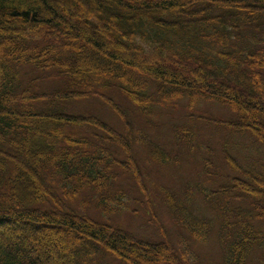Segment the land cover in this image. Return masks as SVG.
Returning a JSON list of instances; mask_svg holds the SVG:
<instances>
[{
    "label": "trees",
    "instance_id": "trees-1",
    "mask_svg": "<svg viewBox=\"0 0 264 264\" xmlns=\"http://www.w3.org/2000/svg\"><path fill=\"white\" fill-rule=\"evenodd\" d=\"M78 7L82 26L65 14ZM41 73L58 85L42 88ZM89 100L122 128L75 107ZM203 103L231 113L214 116L223 133L264 147V0H0V264H47L39 251L57 233L65 243L54 264H140L127 254L151 259L142 249L159 264H195L183 236L204 241L213 223L190 208L196 185L221 219L219 264H250L264 249V168L242 165L238 142L218 156L203 148L193 123ZM167 106L191 113L171 121L176 149L142 131L157 128ZM138 144L157 166L177 164L181 148L196 153L206 178L224 180L217 190L187 180L182 201L156 184L176 243L111 219L145 192Z\"/></svg>",
    "mask_w": 264,
    "mask_h": 264
},
{
    "label": "rangeland",
    "instance_id": "rangeland-1",
    "mask_svg": "<svg viewBox=\"0 0 264 264\" xmlns=\"http://www.w3.org/2000/svg\"><path fill=\"white\" fill-rule=\"evenodd\" d=\"M83 1H85L88 5L92 4V0ZM84 11V8L78 7L71 10L69 13L65 12V14L69 19L74 20L79 26H82L84 23ZM94 32L99 33V37L111 45L113 43H117L120 38L118 35L104 33L100 27L94 28ZM130 51L133 53L132 50ZM133 54L136 55L137 53L134 52ZM87 55L91 56L89 53H87ZM141 62L147 64L151 63V61L144 62L143 60ZM25 71L27 72L26 76H28L29 73L34 72L30 68L25 69ZM45 74L47 76L50 75L49 72H46ZM45 74L41 73L38 80L41 87L44 89H52L56 87L58 83H56L52 78L47 77ZM42 75L45 77H42ZM111 93L117 95L115 92ZM75 107L82 111H91V113L112 124L114 127H118L119 129L122 128L119 118L102 103L94 100L82 101ZM167 107L168 109L164 110L166 112L164 116H161L160 114L155 115V118L159 119V125L157 128L152 129L143 123L142 131L146 133L148 138H152L155 143H159L162 147L170 146L176 149L178 146L173 138L174 128L171 127V121L175 119V121L179 120L181 123L183 122V118L191 113L186 109H182L181 106ZM193 113L196 117L193 119V123L194 126H197L198 136L200 138L199 141L205 150L206 148L212 149L218 156L220 155L222 146L227 144L237 146L238 142L239 145L237 148L244 156L243 158H240V163L244 166L248 165L264 168L263 146L257 147L258 149H256L254 146L249 145V140L242 139L238 135L234 136L231 133H223V131H221L219 127V120L214 116L225 118L226 115L231 114L227 108L217 104L203 103ZM135 150L140 170H143V172L146 173L145 175H148L146 176V179H143L141 182L145 192H143L142 195L138 193V201H130L128 205L129 207L125 208L119 214L112 215L111 219L115 224L120 225L138 236L150 237L155 241L169 240L172 243H176L177 237L180 234L179 226L171 215L169 208H167V206L161 201L164 200V195L163 192L159 191L160 189L156 184H160V188H166L177 200L182 201L184 199V187L186 186L187 180H189L187 184L191 185L196 184V182L197 184L201 182L206 190L219 189L221 185L223 186L224 180L223 178H206L203 175L202 169L199 168L200 164L198 159L195 157L196 153H194V155H186L183 148L179 151L182 152V154L178 163L166 166H157L152 160L150 163L147 162L145 160L147 157L146 146L138 144ZM215 160L217 164L224 166L219 157L215 158ZM133 185L137 187L136 183H133ZM135 186H133V191L135 190ZM135 193L136 192H133L132 196H134ZM158 193H160V197ZM152 206L158 212L157 216L152 215V212L150 211L152 210ZM129 208H131V210ZM190 208L196 214L205 216L206 220H213L211 228H209L210 230L208 231L204 241L193 240L187 235L183 236L184 238L186 237L189 239V242L191 243L190 248L193 252V258L196 262L195 264H219L223 254L222 247L218 241L221 219L215 211L217 209L210 202L204 201V198L199 191V186L197 185L194 201ZM88 213L94 217H99L98 211H95L93 208H91ZM50 236L51 242L48 245V248L42 247L41 251H39L38 257L40 259H45L47 264H54V261L56 262V260L60 259L58 253L62 251V247L65 243V237L59 233L56 235L50 234ZM141 251H143L146 255L150 254L151 259L129 253L127 255L140 264H159L158 261H155L156 257L151 251L144 249ZM250 264H264L263 248L257 247L255 250L250 252Z\"/></svg>",
    "mask_w": 264,
    "mask_h": 264
}]
</instances>
